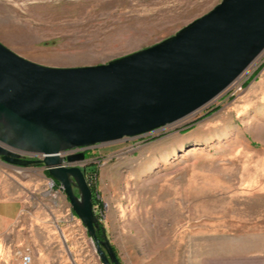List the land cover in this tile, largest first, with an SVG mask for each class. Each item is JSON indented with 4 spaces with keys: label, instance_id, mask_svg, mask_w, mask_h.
I'll list each match as a JSON object with an SVG mask.
<instances>
[{
    "label": "rangeland",
    "instance_id": "rangeland-1",
    "mask_svg": "<svg viewBox=\"0 0 264 264\" xmlns=\"http://www.w3.org/2000/svg\"><path fill=\"white\" fill-rule=\"evenodd\" d=\"M221 1L0 0V44L42 66L103 65L174 36ZM83 153L93 211L119 264H196L249 244L264 232V51L188 118ZM47 178L42 166L0 162V264L24 255L102 264Z\"/></svg>",
    "mask_w": 264,
    "mask_h": 264
},
{
    "label": "water",
    "instance_id": "water-1",
    "mask_svg": "<svg viewBox=\"0 0 264 264\" xmlns=\"http://www.w3.org/2000/svg\"><path fill=\"white\" fill-rule=\"evenodd\" d=\"M263 51L264 0H222L174 36L103 65L42 66L0 44V162L42 166L101 263L119 264L93 211L80 165L85 156L65 153L138 138L188 118Z\"/></svg>",
    "mask_w": 264,
    "mask_h": 264
},
{
    "label": "crops",
    "instance_id": "crops-1",
    "mask_svg": "<svg viewBox=\"0 0 264 264\" xmlns=\"http://www.w3.org/2000/svg\"><path fill=\"white\" fill-rule=\"evenodd\" d=\"M232 251L208 254L196 264H264V232L247 245H236Z\"/></svg>",
    "mask_w": 264,
    "mask_h": 264
},
{
    "label": "built area",
    "instance_id": "built-area-1",
    "mask_svg": "<svg viewBox=\"0 0 264 264\" xmlns=\"http://www.w3.org/2000/svg\"><path fill=\"white\" fill-rule=\"evenodd\" d=\"M85 149H74V150H71V151H68L65 153V155H76V154H79V153H83ZM21 157H24V158H29V157H25V156H22ZM22 264H31V257L29 255H24L22 257Z\"/></svg>",
    "mask_w": 264,
    "mask_h": 264
},
{
    "label": "trees",
    "instance_id": "trees-1",
    "mask_svg": "<svg viewBox=\"0 0 264 264\" xmlns=\"http://www.w3.org/2000/svg\"><path fill=\"white\" fill-rule=\"evenodd\" d=\"M193 124H191L190 125V127H188V129L185 131V132H188V130H191V126H192ZM84 154V156H85V153H83ZM85 158H86V156H85ZM91 172H94L95 173V171H94V168L92 169V171ZM46 176L48 177V175H47V173H46ZM86 177V176H85ZM87 182H88V184H89V187H90V191H91V194H92V205H93V208L95 207V205H97L98 204V201L96 200V198H97V195H96V193H95V187L93 186V185H91V183L87 180ZM55 186H57L58 187V184H56ZM98 237H100V235H98Z\"/></svg>",
    "mask_w": 264,
    "mask_h": 264
},
{
    "label": "flooded vegetation",
    "instance_id": "flooded-vegetation-1",
    "mask_svg": "<svg viewBox=\"0 0 264 264\" xmlns=\"http://www.w3.org/2000/svg\"><path fill=\"white\" fill-rule=\"evenodd\" d=\"M26 159H33V158H26ZM83 172H84V176H86V172L85 171H83ZM72 191H73L74 195H76V196L78 195L77 190L75 188H72ZM96 235L98 237V235H100V232H98Z\"/></svg>",
    "mask_w": 264,
    "mask_h": 264
}]
</instances>
